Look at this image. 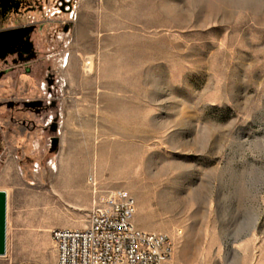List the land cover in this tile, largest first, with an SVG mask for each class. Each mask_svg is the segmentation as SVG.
<instances>
[{"label": "rangeland", "instance_id": "rangeland-1", "mask_svg": "<svg viewBox=\"0 0 264 264\" xmlns=\"http://www.w3.org/2000/svg\"><path fill=\"white\" fill-rule=\"evenodd\" d=\"M2 47L0 264L118 190L173 264H264V0H0Z\"/></svg>", "mask_w": 264, "mask_h": 264}, {"label": "built area", "instance_id": "built-area-1", "mask_svg": "<svg viewBox=\"0 0 264 264\" xmlns=\"http://www.w3.org/2000/svg\"><path fill=\"white\" fill-rule=\"evenodd\" d=\"M136 212L135 199L125 191L98 197L83 228L52 232L56 264H173L172 241L138 229Z\"/></svg>", "mask_w": 264, "mask_h": 264}, {"label": "water", "instance_id": "water-1", "mask_svg": "<svg viewBox=\"0 0 264 264\" xmlns=\"http://www.w3.org/2000/svg\"><path fill=\"white\" fill-rule=\"evenodd\" d=\"M40 103H33L31 106H40ZM50 131L53 134L58 132V125L53 123L50 125ZM60 146V139L53 137L51 139V153H56ZM8 242V194L5 191H0V257L7 254Z\"/></svg>", "mask_w": 264, "mask_h": 264}, {"label": "flooded vegetation", "instance_id": "flooded-vegetation-1", "mask_svg": "<svg viewBox=\"0 0 264 264\" xmlns=\"http://www.w3.org/2000/svg\"><path fill=\"white\" fill-rule=\"evenodd\" d=\"M9 48H10V47H8V48H6L5 50H3V47H2V50H0V51H2V52L6 51V53H7V52H9V50H10ZM18 57H19L20 60H22L23 54H22V53H19V54H18ZM33 103H37V102H28V103H24V106H25L27 109H34V108L38 107V106H31ZM38 103H40V102H38ZM40 106H41V105H40ZM48 127L50 128V125H49Z\"/></svg>", "mask_w": 264, "mask_h": 264}, {"label": "crops", "instance_id": "crops-1", "mask_svg": "<svg viewBox=\"0 0 264 264\" xmlns=\"http://www.w3.org/2000/svg\"><path fill=\"white\" fill-rule=\"evenodd\" d=\"M1 191V190H0ZM7 247H8V242H7Z\"/></svg>", "mask_w": 264, "mask_h": 264}]
</instances>
